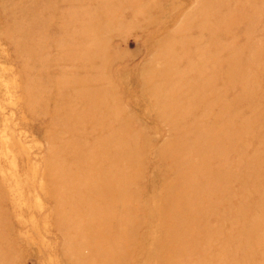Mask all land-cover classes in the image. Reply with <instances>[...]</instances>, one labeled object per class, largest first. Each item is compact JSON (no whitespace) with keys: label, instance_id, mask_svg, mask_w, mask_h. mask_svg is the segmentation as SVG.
<instances>
[{"label":"rangeland","instance_id":"rangeland-1","mask_svg":"<svg viewBox=\"0 0 264 264\" xmlns=\"http://www.w3.org/2000/svg\"><path fill=\"white\" fill-rule=\"evenodd\" d=\"M0 264H264V0H0Z\"/></svg>","mask_w":264,"mask_h":264}]
</instances>
